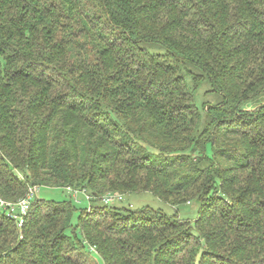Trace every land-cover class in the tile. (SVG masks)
I'll use <instances>...</instances> for the list:
<instances>
[{"label":"trees","instance_id":"16d2710c","mask_svg":"<svg viewBox=\"0 0 264 264\" xmlns=\"http://www.w3.org/2000/svg\"><path fill=\"white\" fill-rule=\"evenodd\" d=\"M31 187L90 207L0 210V264H264V0H0V199Z\"/></svg>","mask_w":264,"mask_h":264},{"label":"rangeland","instance_id":"374dc122","mask_svg":"<svg viewBox=\"0 0 264 264\" xmlns=\"http://www.w3.org/2000/svg\"><path fill=\"white\" fill-rule=\"evenodd\" d=\"M156 49L150 48L151 52H156ZM208 88L209 86L207 84H203L196 95V104L201 110L203 104L208 102L210 104H215L219 101V97L216 94H206ZM260 103L262 102L260 101ZM247 109L253 110V105L250 104ZM119 195H122L125 199V203L123 205H128L130 208L138 209L149 207L154 210L166 213L167 215H178L181 220H189L193 222L196 220L199 213V205L196 203H192L191 205L186 204L179 207H173L170 204L164 203L163 201L154 197L151 193H138L131 196L120 193ZM74 196V193L68 192V190L66 189L49 187L39 188V191L36 194V198L47 201L65 202L71 200L76 211L73 218V225L77 223L81 211L90 207V201L87 199V195L85 193H79L78 196ZM68 233L71 234L70 231ZM79 239L80 241H82L81 236L79 237ZM87 249L91 254V257L98 264H104L102 258L97 252L90 251L91 249L89 247H87Z\"/></svg>","mask_w":264,"mask_h":264},{"label":"built area","instance_id":"2783aa9c","mask_svg":"<svg viewBox=\"0 0 264 264\" xmlns=\"http://www.w3.org/2000/svg\"><path fill=\"white\" fill-rule=\"evenodd\" d=\"M39 191L38 187H31L27 196L16 203H9L0 199V210L7 213L8 217L14 219L18 226L21 228L24 225L25 218L28 215L31 202L36 197L37 192ZM68 191L74 193V197L78 196L79 193H85L87 199L90 201L91 197L86 192L75 191L71 188H68ZM105 205H119L124 204L125 199L122 195L119 194H108L103 198Z\"/></svg>","mask_w":264,"mask_h":264}]
</instances>
